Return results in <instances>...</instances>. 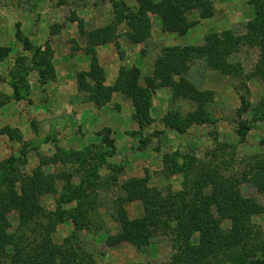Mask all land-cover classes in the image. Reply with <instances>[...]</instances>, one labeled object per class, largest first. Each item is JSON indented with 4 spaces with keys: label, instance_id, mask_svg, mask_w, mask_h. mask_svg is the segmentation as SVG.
I'll return each mask as SVG.
<instances>
[{
    "label": "rangeland",
    "instance_id": "obj_1",
    "mask_svg": "<svg viewBox=\"0 0 264 264\" xmlns=\"http://www.w3.org/2000/svg\"><path fill=\"white\" fill-rule=\"evenodd\" d=\"M124 2L133 11L139 5ZM148 15L151 34L141 43L129 40L126 20L116 25L115 40L100 57L97 52L104 77L88 76L82 82L90 87L82 89L78 73L91 64L87 35L115 22L113 2L0 0V191L19 190L25 177L42 168L53 174L57 188L40 198L45 210L73 208L61 195L69 184L84 182V166L95 167L94 218L104 227L98 233L74 231L66 219L51 233L54 243L70 238L96 264H178V246L187 239L166 213L153 217L155 231L142 249L127 240L107 242L121 233L115 219L118 197L124 198L129 219H136L147 210L142 198L128 200L134 189L156 188L165 200L185 190L192 198L202 178H218L239 191L237 201L248 199L260 208L246 219L248 233L234 248L263 249L264 175L256 164L264 162V0L197 1L183 17L189 27L182 32L164 29L158 13ZM225 31L232 45L227 70L211 67L207 55L168 50L201 47L207 35ZM35 60L53 67L55 77L49 75L44 85ZM168 60L179 64V72L170 67L168 74L179 86L149 89L146 78H154L157 68L163 72ZM17 71L24 76H15ZM97 85L103 87L99 93ZM240 122L245 139L238 133ZM212 211L223 231L233 229L232 218ZM8 216L14 229L18 213ZM199 234L188 242L199 243ZM214 264L230 263L217 259Z\"/></svg>",
    "mask_w": 264,
    "mask_h": 264
},
{
    "label": "trees",
    "instance_id": "obj_2",
    "mask_svg": "<svg viewBox=\"0 0 264 264\" xmlns=\"http://www.w3.org/2000/svg\"><path fill=\"white\" fill-rule=\"evenodd\" d=\"M111 1L114 4L115 22L105 29L93 30L87 35L89 47H87L86 53L91 56V64L88 71L78 73L79 86L82 89H84L83 87H90L89 82H82L84 79L87 80L88 76L97 80L104 77V70L98 60L97 46L115 40L117 36L116 25L126 20L129 26L127 32L129 40L134 43H141L148 39L151 34V21L148 13L156 12L162 19L164 29L182 32L189 27L183 18L186 12L193 8L197 1L202 2L203 0H196V2L195 0H138L139 5L134 11L126 5L124 0ZM228 35L226 31L221 34L207 35L206 42L201 47L187 46L181 50L178 46H174L168 50H180L186 57H188L187 52L191 55L195 53L207 55L211 67L227 70L231 66L227 56L230 47H232ZM24 43L29 46L25 39ZM41 49L34 50L39 53L43 52ZM162 62L164 63V59ZM166 63L167 66L163 68V72L160 73V69L157 68L154 78H146V85L149 89L164 85L172 88L179 86L171 74L168 76L170 67H174L172 71H180L179 64L175 61L172 63L170 60ZM35 64L42 85L47 82L49 75L51 78L55 77L52 65L45 67L38 60H35ZM21 65L25 67L23 62ZM15 74L21 78L24 76L21 71H17ZM123 74L124 69L121 70V78ZM12 75L14 77V74ZM157 78L161 80L155 83ZM13 86L15 98L20 99L18 84L15 82ZM102 89L103 87L100 86L97 93ZM244 127V123L240 122L238 133L241 139H245ZM107 143L113 142L107 140ZM75 159L81 163L84 161L82 156H77ZM84 168H86L84 182L78 185L69 184L68 189L65 188L64 193H61L65 203H70L72 206L76 205L73 208L63 209L57 206L56 212L45 210L40 198L42 195L55 193L57 188L53 174L45 172L42 168L36 169L31 176L25 177L19 190L10 186L0 191V264H96L95 257L78 248L75 244L72 245L70 238H65L58 245L50 237L57 224L66 219L72 220L75 225L74 231L86 230L98 233L104 227L101 220L94 218L93 186L95 176H97L95 167L84 166ZM257 169L264 175V162L256 164ZM4 179L3 177L2 180ZM225 182V180L218 178H202L196 186L192 198H188L187 192L183 190L172 195L170 199L166 198L167 202L156 188L151 190V188L144 186L141 192L134 189L135 192H130L128 195V200L137 197L142 198L147 210L144 217L136 219H129L123 207L124 198L119 196L121 201L116 202L119 215H113L116 220H119L121 233L109 236L107 242L114 244L127 240L134 244L137 249H142L149 244L150 237L155 231L152 229L153 217L157 213L158 215L166 213L170 217L176 218L178 235L184 234L187 239L184 247H182L183 242H180L178 246V264H214L217 259L224 262L228 261L230 264H264V248L253 250L240 247L241 250L243 249L242 252L234 248L248 233L247 228H244L246 219L249 218L248 216L252 211L260 208L248 199L237 201L240 197L239 191L234 190ZM205 186L211 187L210 192L204 190ZM149 203H151V207ZM213 207L221 216L234 220L233 229L223 231L219 219L213 214ZM13 210H16L19 216L18 224L14 229H12V222L8 216V213ZM65 215H67L66 218ZM194 233H200L197 244L188 242ZM74 234L75 232H72L73 237ZM239 245L241 246V244ZM27 247L29 248L26 249ZM224 250L225 252H222ZM132 264L151 263L136 262Z\"/></svg>",
    "mask_w": 264,
    "mask_h": 264
},
{
    "label": "crops",
    "instance_id": "obj_3",
    "mask_svg": "<svg viewBox=\"0 0 264 264\" xmlns=\"http://www.w3.org/2000/svg\"><path fill=\"white\" fill-rule=\"evenodd\" d=\"M105 46H107V43L102 44V45H100V46L97 47V52L99 53V57L101 56V52H100V50H101L102 48H104ZM85 55H87V54H85Z\"/></svg>",
    "mask_w": 264,
    "mask_h": 264
}]
</instances>
